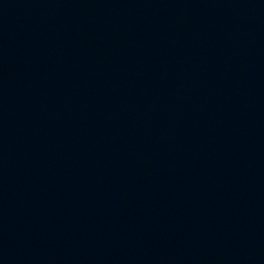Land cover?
I'll use <instances>...</instances> for the list:
<instances>
[{
    "label": "water",
    "instance_id": "1",
    "mask_svg": "<svg viewBox=\"0 0 264 264\" xmlns=\"http://www.w3.org/2000/svg\"><path fill=\"white\" fill-rule=\"evenodd\" d=\"M0 264H264V0H0Z\"/></svg>",
    "mask_w": 264,
    "mask_h": 264
}]
</instances>
